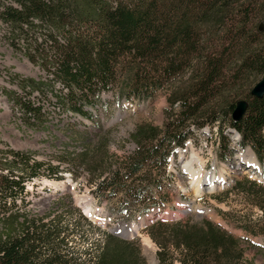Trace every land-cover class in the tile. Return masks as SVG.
<instances>
[{
    "label": "trees",
    "instance_id": "obj_1",
    "mask_svg": "<svg viewBox=\"0 0 264 264\" xmlns=\"http://www.w3.org/2000/svg\"><path fill=\"white\" fill-rule=\"evenodd\" d=\"M231 13L235 17L228 22ZM0 21L7 27L10 45L24 48V55L46 71L38 80H23L26 92L38 90L47 97L53 91L60 108L93 120L96 126L100 120L90 108L118 81L125 83L120 97L130 100L141 97L134 92L140 86L149 91L154 83H171L186 67L192 71L187 93L174 92L169 98L167 123L137 126L131 135L135 150L122 167L99 181L98 191L130 187V176L143 173L147 163L157 162L164 170L168 157L192 134L190 126L213 124L217 113L241 134L242 144H250L260 159L264 156V96L250 91L243 99L248 103L246 112L237 121L230 115L238 101L210 105L232 57L237 56L236 73L264 74V0H0ZM206 25L228 26L230 34L224 40L229 47L221 49L213 40L205 45ZM12 99L21 106L25 122L41 124L46 118L35 100ZM79 133L82 151H67L63 158L93 172L88 163L91 132ZM11 155L0 151V264H144L133 241L93 226L73 207L71 195L53 199L43 214L27 208L25 183L41 173L62 179L61 170L33 160L29 152ZM244 185L236 184L245 190ZM20 197L22 206L16 203ZM76 212L79 218L73 227ZM81 221L102 232L104 239H95L87 248L75 244ZM147 232L163 249L158 254L161 264H173L169 246L180 252V264H240L243 257L240 240L209 220H157ZM86 237L83 231L81 240Z\"/></svg>",
    "mask_w": 264,
    "mask_h": 264
},
{
    "label": "rangeland",
    "instance_id": "obj_2",
    "mask_svg": "<svg viewBox=\"0 0 264 264\" xmlns=\"http://www.w3.org/2000/svg\"><path fill=\"white\" fill-rule=\"evenodd\" d=\"M234 17V14H229L228 22ZM252 21L255 22V19ZM256 23L259 25L257 19ZM227 27L221 29L219 26L206 25L203 32L205 45L213 40L217 44L219 42L221 49L229 47L228 41L224 40L230 34ZM260 27L263 29V24ZM6 32V25L0 21V151L8 158H11L13 151L29 152L33 160L58 165L62 177L56 179L41 173L39 177L27 181V208L43 214L48 211L53 199L71 195L73 207L79 208L93 226L100 227L102 231L110 232L116 225L123 227V223H126L124 228L127 234H134L127 240L136 244L144 264H152L153 260L155 264H161L158 254L163 249L147 232V226L153 221L200 222L205 219L240 240L243 250L240 264H264V156L260 159L250 144H242V138L236 141L235 133L228 129L237 130L227 118L220 117V113H217L219 119L213 124L206 122L199 128L194 124L190 126L192 134L183 146L177 148L175 156L169 157L164 170L157 162L147 163L143 173L130 176V187L125 185L122 189L107 188L103 191L97 189L99 181L114 169L122 167L123 160L135 150L131 135L137 126L152 124L163 127L167 123V112L171 110L169 98L174 92L183 96L187 93L192 78L190 68L186 67L169 84L159 86L154 83L149 91L144 86L138 87L139 91L134 92L136 95L141 93V97L132 96L130 100L125 96L120 97L125 83L118 81L112 90L101 92V99L95 107L90 108L99 117L100 122L96 126L93 120L60 108L53 91H49L47 97H42L38 90L31 94L26 92L22 84L24 79L38 80L47 74L24 55V48L20 46V50H17L10 45L5 37ZM235 58L232 57L225 68L226 77L218 84L219 90L210 103L212 107L245 99L264 75L249 74L244 70L236 73L238 65ZM4 83L11 86L5 89V94L1 93ZM143 91L146 92L142 94ZM14 96L23 100L30 98L41 104L45 123L34 125L25 122L21 106L13 102ZM177 105L175 112H178ZM86 130L91 132L89 143H92L93 151L89 154L88 163L94 169L93 172L83 164L63 158L67 151L73 154L82 151L79 132ZM103 143L106 144L104 147ZM192 149L199 152L204 161L202 176L212 172L225 177L220 187L214 191H204L200 196H196L190 188L188 174L183 169L184 161L190 158ZM247 149L252 150L258 158L256 174L251 172L252 167L245 165ZM192 164L197 166L196 161ZM228 180L230 184L222 187ZM237 182L245 184L246 189L238 188ZM54 183L59 184L55 186ZM16 203L23 205L21 197ZM191 204L199 205L201 211H210V214L202 212L199 215V211ZM187 208L190 211L183 213ZM78 218V213H74L71 221L73 227ZM81 224L82 231H76L73 237L75 244L87 248L95 239H104L103 233L91 229L89 222L81 221ZM83 231L88 237L82 241L80 237ZM145 238L151 241L149 253L143 244ZM169 252L173 264H180V252L172 246H169Z\"/></svg>",
    "mask_w": 264,
    "mask_h": 264
},
{
    "label": "bare ground",
    "instance_id": "obj_3",
    "mask_svg": "<svg viewBox=\"0 0 264 264\" xmlns=\"http://www.w3.org/2000/svg\"><path fill=\"white\" fill-rule=\"evenodd\" d=\"M234 135L236 137L235 138L236 140L239 139V136L237 133H235ZM245 153H246V156L244 158H245V163H246L247 167H252L253 169L256 168L258 166V164H257V159L255 157L254 152H252V150H250V149H247ZM193 161H196L197 166L192 164ZM184 162L185 163H184L183 169L188 174V178L190 180V182H189L190 188L196 194V196H200L201 194H203L204 191H214L225 182V177L221 174L215 175L214 173L209 172V173H206V176H202L204 161L201 159L199 152H196L195 149L194 150L192 149L190 158H188ZM58 184L59 183H54L55 186ZM192 207L199 211V215H201L202 212L203 213L207 212L208 214H210V211H206V210L201 211V207L197 204L192 205ZM86 213H89V211L86 210ZM124 227H126L125 224L123 227H119V229H120V231L127 234V232L125 230L126 228H124ZM131 235H134V234H131ZM131 235H128V236H131ZM143 242H144L143 244H144L146 252L149 253V251L151 249L150 239L145 238ZM153 262H152V264H155L154 260H153Z\"/></svg>",
    "mask_w": 264,
    "mask_h": 264
},
{
    "label": "water",
    "instance_id": "obj_4",
    "mask_svg": "<svg viewBox=\"0 0 264 264\" xmlns=\"http://www.w3.org/2000/svg\"><path fill=\"white\" fill-rule=\"evenodd\" d=\"M251 94L256 97H263L264 96V75L263 77L254 85V87L251 90ZM248 103L245 100H239L235 108L233 109L231 113V117L233 120L237 121L239 120L244 113L246 112ZM125 223H123L124 225ZM126 225V224H125ZM110 232L112 234H115L121 238L128 239L129 236L125 234L124 232L120 231L119 225H116L114 228L110 229Z\"/></svg>",
    "mask_w": 264,
    "mask_h": 264
},
{
    "label": "built area",
    "instance_id": "obj_5",
    "mask_svg": "<svg viewBox=\"0 0 264 264\" xmlns=\"http://www.w3.org/2000/svg\"><path fill=\"white\" fill-rule=\"evenodd\" d=\"M4 86L5 87H2V89H1V93H4L5 94V89H10L11 88V86L8 84V83H4Z\"/></svg>",
    "mask_w": 264,
    "mask_h": 264
}]
</instances>
